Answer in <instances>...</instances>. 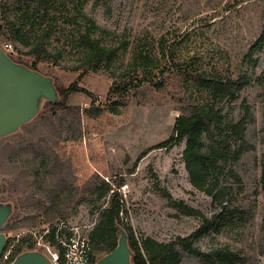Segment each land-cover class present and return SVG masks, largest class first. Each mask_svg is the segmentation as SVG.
I'll list each match as a JSON object with an SVG mask.
<instances>
[{
    "label": "rangeland",
    "instance_id": "1",
    "mask_svg": "<svg viewBox=\"0 0 264 264\" xmlns=\"http://www.w3.org/2000/svg\"><path fill=\"white\" fill-rule=\"evenodd\" d=\"M43 1L55 15L51 59L35 64L17 50L12 57L52 77L55 86L76 83L91 97L69 98L79 118L56 110L47 121L49 113L41 109L17 134L0 139V202L14 206L2 230L10 244L59 220L80 226L88 238L100 221L97 209L109 202L87 194L88 184L99 178L113 186L122 176L123 218L139 243L188 237L203 218L211 224L193 246L209 257L176 248L180 264H264V44L250 50L264 32V0ZM83 17L102 32L100 43L114 48L109 69L82 67L78 37L88 26ZM0 43L10 42L0 38ZM145 59L153 66L139 85ZM193 72L248 80L215 102L227 122L248 113L247 149L238 159L229 154L220 173L231 189L223 203H213L190 184L182 158L185 140L155 149L170 137L175 119L201 101ZM127 85L125 96L115 95ZM92 104L113 113L86 118L82 110ZM159 190L200 216L180 215ZM51 207L58 212L48 213Z\"/></svg>",
    "mask_w": 264,
    "mask_h": 264
},
{
    "label": "trees",
    "instance_id": "2",
    "mask_svg": "<svg viewBox=\"0 0 264 264\" xmlns=\"http://www.w3.org/2000/svg\"><path fill=\"white\" fill-rule=\"evenodd\" d=\"M54 19L55 15L51 13L50 8L43 0H0V38L9 41L14 50L32 58L35 64L51 59L54 49L49 48L48 41L52 34L51 25ZM84 19L88 24L86 26L88 29L86 28L85 33L78 37L80 47L78 54L82 60V67L87 66L92 71L109 69L115 50L101 44L97 36L102 32L98 33L99 28L93 21ZM263 44L264 32L250 50L255 51ZM2 45L0 43V46ZM11 59L15 61L12 56ZM152 66L153 63L150 60H144L143 66L140 68L142 78L138 82L139 85L147 81ZM31 69L36 70L34 67ZM191 80L195 90L201 93V101L192 106L188 113L181 114L175 119L170 137L158 144L155 149L171 147L185 140L182 158L190 184L210 197L213 203H223L231 189L220 178V173L227 164L229 154L233 153L234 158L238 159L247 149L245 148L244 135L248 113L236 122H227L222 115V110L215 107V102L218 98L232 95L234 91L248 85V80L245 76L222 78L203 72H193ZM56 88L63 101L57 105L50 103L43 105L42 109L49 113L47 121H50L52 114H54L53 117L56 116V110L79 118L81 113L79 114L77 109L68 106V100L77 93H83L89 97L91 94L78 87L76 83L67 87L56 85ZM129 89L128 85L125 88H117L115 95L125 96ZM108 109L113 113L111 107L100 108L92 104L88 109L82 110V115L94 119L103 115ZM144 155L145 153L141 157ZM260 183L264 188V164L261 167ZM124 184L122 176L113 186L98 178L96 181H90L86 188V193L95 196L97 200L108 198L109 201L105 208L97 209L100 221L88 236L92 248L93 264L116 247L117 225L121 226L128 234L129 247L133 253L131 264H180V254L176 248L190 255L208 259L207 254L193 246V240L205 234L211 224V221L203 218L202 225L188 237H177L170 243H158L150 238H145L139 243L134 237L131 227L123 218V215H127L120 192V188ZM159 192L167 201V206L176 210L180 215L200 216L197 211L186 207L182 202L174 201L164 190H159ZM47 212L57 213L58 210L56 207H51L47 209ZM11 242L10 239H7L4 251L8 249ZM33 248L30 235L25 234L14 245L9 262H12L22 252L33 250ZM220 264L233 263L221 261Z\"/></svg>",
    "mask_w": 264,
    "mask_h": 264
},
{
    "label": "water",
    "instance_id": "3",
    "mask_svg": "<svg viewBox=\"0 0 264 264\" xmlns=\"http://www.w3.org/2000/svg\"><path fill=\"white\" fill-rule=\"evenodd\" d=\"M62 102L54 79L13 61L0 47V139L17 134L31 123L45 103L57 105ZM11 202H0V264L7 238L2 232L12 216ZM118 240L116 247L100 257L94 264H131L132 251L127 232L116 226ZM8 264H52L36 250L24 251Z\"/></svg>",
    "mask_w": 264,
    "mask_h": 264
},
{
    "label": "built area",
    "instance_id": "4",
    "mask_svg": "<svg viewBox=\"0 0 264 264\" xmlns=\"http://www.w3.org/2000/svg\"><path fill=\"white\" fill-rule=\"evenodd\" d=\"M0 47L11 58L12 44L5 43ZM25 234L30 235L33 250L42 252L52 264H93L91 244L80 226L59 220L37 232L27 231ZM9 247L8 252L2 253L1 264L10 263L14 245Z\"/></svg>",
    "mask_w": 264,
    "mask_h": 264
}]
</instances>
